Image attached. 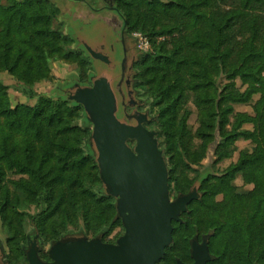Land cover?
Here are the masks:
<instances>
[{
  "label": "trees",
  "instance_id": "1",
  "mask_svg": "<svg viewBox=\"0 0 264 264\" xmlns=\"http://www.w3.org/2000/svg\"><path fill=\"white\" fill-rule=\"evenodd\" d=\"M4 1L0 2V73L11 74L21 82V93L37 100L34 106L11 107L8 87L0 79V218L13 234L11 246L20 257L25 219L49 240H58L66 220L80 219L85 228L99 231L116 212L113 196L98 195L104 192L98 164L83 149L91 130L75 125L83 117V106L37 95L31 86L49 77L47 63L53 55L64 52V58L79 65L86 58L65 49L69 39L52 27L60 10L50 0ZM224 1L115 0V11L126 38L139 31L150 39L151 52L136 58L134 87L151 100L150 110L156 113L151 122L161 125L169 153L187 151L183 143L187 113L180 120L179 116L191 92L194 103L205 110L197 137L203 144L211 143L213 136L220 139L218 159L227 157V148L239 138L255 145L223 177L243 172L253 177L254 192H264V0H236L228 10L219 6ZM237 27L248 32L241 41L235 39ZM164 36L170 40L157 41ZM214 75H237L245 89L234 84L222 87ZM257 94L253 115L236 113L229 119L233 108L224 103L245 104ZM244 124H251L252 130H245ZM189 155L195 160L199 156L196 151ZM7 172L25 177L7 179ZM170 178L168 169L169 186ZM33 205L40 210L18 215L20 208ZM116 223L122 227L120 219ZM179 225L173 222L172 244ZM41 258L50 261L47 255Z\"/></svg>",
  "mask_w": 264,
  "mask_h": 264
},
{
  "label": "rangeland",
  "instance_id": "2",
  "mask_svg": "<svg viewBox=\"0 0 264 264\" xmlns=\"http://www.w3.org/2000/svg\"><path fill=\"white\" fill-rule=\"evenodd\" d=\"M50 1L60 10V14L52 22V27L59 29L69 39L65 49L73 54L83 55L86 63L79 65L72 59H66L63 57L64 52L62 56L53 55L47 63L49 77L35 81L31 85L33 91L37 95L55 100L74 101L70 97L76 91L77 95H80L78 89L87 88L86 91L90 93L89 90L94 89L95 83L98 82L104 97L112 105L110 116L116 125L120 126L122 122L137 126L141 122L143 127L158 132V145L163 151L167 168L171 173L172 196L186 191L189 185L196 181L202 184L203 200L192 204L190 212L182 216L184 223L176 228L175 242L169 247L166 258L160 264L190 262L189 240L196 232L212 234L209 247L214 259L210 264H264V192H254L257 187L252 180L253 177H246L243 172L223 177L226 171L236 164L242 153H251L254 150V143L239 138L227 148L228 156L218 159L216 143L220 139L213 136L214 140L211 143L203 144L197 137L196 130L205 117V110L194 103V95L190 92L185 96L179 116L180 120L187 113L186 135L183 142L187 151L182 155L169 153L165 136L161 133V125L155 121L145 122V119H151L156 115L150 110L151 100L146 98L144 91L134 87V77L137 74L134 69L136 58L138 54L151 52L150 39L139 31H134L131 37L124 36L122 20L115 11V0ZM235 1L226 0L219 6L228 10L235 5ZM0 2L5 3L4 0ZM245 32L237 27L235 39L241 41ZM164 39L169 41L170 36L157 37V41ZM88 48L106 57L107 62L92 58ZM0 79L8 87L6 93L11 107L36 104V98L29 99L21 93L19 90L21 82L11 74L1 72ZM214 79L222 87L234 84L241 91L245 89L237 75L221 78L214 75ZM128 91H132L131 95H128ZM259 97V94L254 95L245 104L224 103V106L231 105L233 108L229 119L232 121L236 113L253 115V107ZM75 125L80 128L87 127L86 129L91 130L92 133V121L86 112L82 119L76 120ZM243 128L252 130L253 127L251 124H244ZM130 143L132 145L133 141ZM83 149L85 154L97 161L99 152L92 137L85 142ZM195 151L199 155L196 160L193 155H189ZM6 177L16 180L25 176L7 172ZM98 195L109 194L104 187V192ZM66 197L67 193H65ZM116 201L115 198V217L109 225L94 231L85 228L80 219L73 220L76 223L66 220L63 225L65 233L58 240H49L43 233L37 232L28 219H25L22 231L26 240L20 245L22 252L20 257H17V253L12 249L14 246H11L13 234L5 230L0 218V264L2 260L7 264H28L26 252L30 241L36 242L40 257L48 256L50 246L63 238L84 237L91 240L99 237L106 242L116 243L124 233L123 225L121 227L116 223L119 219ZM38 210L40 209L36 205L20 208L18 215L25 211L33 214Z\"/></svg>",
  "mask_w": 264,
  "mask_h": 264
},
{
  "label": "water",
  "instance_id": "3",
  "mask_svg": "<svg viewBox=\"0 0 264 264\" xmlns=\"http://www.w3.org/2000/svg\"><path fill=\"white\" fill-rule=\"evenodd\" d=\"M88 52L92 58L107 62L106 57L89 48ZM86 90L78 89L80 95L76 91L70 98L83 106L92 121L91 137L99 152L100 178L107 193L117 199V217L124 233L115 244L104 243L99 237L63 238L50 246V262L41 259L37 246L29 245L27 262L157 264L173 242L172 222L179 221V214L186 210L193 197L184 195L170 202L168 168L156 139L158 132L148 131L141 122L137 126L122 122L116 125L110 116L112 105L99 83H95L90 93ZM131 93L128 91V95ZM128 140L136 141L133 148L127 144ZM191 256L192 264H207L213 259L206 240L192 245Z\"/></svg>",
  "mask_w": 264,
  "mask_h": 264
},
{
  "label": "flooded vegetation",
  "instance_id": "4",
  "mask_svg": "<svg viewBox=\"0 0 264 264\" xmlns=\"http://www.w3.org/2000/svg\"><path fill=\"white\" fill-rule=\"evenodd\" d=\"M128 125H131V124H128ZM131 126H136V125H131ZM145 128V127H144ZM147 129V128H145ZM148 131H154V130H150V129H147ZM158 138V135L156 136V139ZM133 141V144L130 145ZM158 141V140H157ZM135 140H128L127 141V144L133 148L134 145H135ZM104 185H103V189H104ZM168 191H169V200L170 202H173L175 201L177 198H179L180 196H184V195H190L192 196L193 198L191 199V201L187 204L186 206V210L184 212H181L179 214V221H173V222H176L178 224H182L184 223V220L182 218V216H184L185 214H188L190 212V209H191V206L192 204L196 203V202H201L203 200V197H204V192L202 191V184L201 182L199 181H196L192 184L189 185L188 189L184 192H178L175 196H172L171 194V191H170V186L168 184ZM173 222H172V225H173ZM174 227V226H173ZM211 233H204V234H199L198 232H196L192 237L191 239L189 240V258H190V262H177V264L179 263H182V264H192L193 263V258L191 256V249H192V245L194 243H197L198 245L202 244V242L204 240H206L207 242V246H208V249H209V242H210V239H211ZM109 244H115V243H109ZM30 245L32 246H36V242L35 241H30ZM166 250V249H165ZM209 252H210V249H209ZM211 254V252H210ZM165 255V254H164ZM212 255V254H211ZM213 256V255H212ZM164 257V256H163ZM42 259V258H41ZM214 259V257H213ZM213 259L211 261H209L207 264H210ZM43 260V259H42ZM163 260V258L157 263V264H160V262ZM46 261V260H44ZM47 262H50V261H47ZM1 264H7L4 260L1 261Z\"/></svg>",
  "mask_w": 264,
  "mask_h": 264
},
{
  "label": "built area",
  "instance_id": "5",
  "mask_svg": "<svg viewBox=\"0 0 264 264\" xmlns=\"http://www.w3.org/2000/svg\"><path fill=\"white\" fill-rule=\"evenodd\" d=\"M141 42L144 43V41H142V39H141Z\"/></svg>",
  "mask_w": 264,
  "mask_h": 264
},
{
  "label": "crops",
  "instance_id": "6",
  "mask_svg": "<svg viewBox=\"0 0 264 264\" xmlns=\"http://www.w3.org/2000/svg\"><path fill=\"white\" fill-rule=\"evenodd\" d=\"M83 1V0H82Z\"/></svg>",
  "mask_w": 264,
  "mask_h": 264
}]
</instances>
